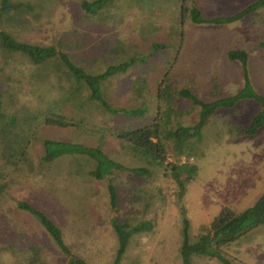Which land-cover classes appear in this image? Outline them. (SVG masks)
Segmentation results:
<instances>
[{"label": "rangeland", "instance_id": "rangeland-1", "mask_svg": "<svg viewBox=\"0 0 264 264\" xmlns=\"http://www.w3.org/2000/svg\"><path fill=\"white\" fill-rule=\"evenodd\" d=\"M81 1L13 0L32 8L3 15L0 28L22 41L55 45L90 72H101L132 55L140 57L127 71L104 83V90L114 107L143 106L145 114L140 117L107 111L100 102L90 100L89 90L72 76L51 71L58 61L47 65L52 73L42 79L36 77L42 67L32 64L26 55L0 50V61H6L0 62L2 111L11 130L9 137H0V264H30L32 247L39 249L43 264H70L68 255L40 222L18 207V200L46 212L62 228L72 254L88 264H112L118 247L113 217L131 227L152 224L132 234L121 264H182V206L189 220V237L194 241L223 207L241 212L264 191V124L254 135L237 137L239 128L249 125L262 105L247 99L234 108L218 109L202 130L197 146L193 145V156H167L169 162L187 161L198 168L182 201L170 172L152 158L134 152L116 132L154 119L157 82L167 69L178 89H195L204 100L236 94L243 87L244 70L240 61L227 56L234 49L249 53L250 81L264 96V8L221 25L194 23L181 6H196L204 17L213 18L232 15L256 0H115L96 14L85 12ZM153 43L168 47L144 56L150 54ZM142 77L148 78L151 94L148 89L140 93L133 89V82ZM175 102L182 115H173V124L195 123L199 107L191 108L190 101L179 96ZM60 112L74 119L73 125L46 124V115ZM8 115L15 117L14 124H8ZM25 131L28 136L21 140L25 155L18 160L26 157L27 162L14 166L9 162L14 150L6 140ZM45 138L89 146L103 144L116 161L150 172L115 171L97 179L90 174L94 161L82 155H64L46 163L41 160ZM3 142L8 148H3ZM110 181L117 188L116 209L110 203ZM223 250L233 264H264V223ZM192 260L193 264H222L198 254Z\"/></svg>", "mask_w": 264, "mask_h": 264}, {"label": "trees", "instance_id": "trees-1", "mask_svg": "<svg viewBox=\"0 0 264 264\" xmlns=\"http://www.w3.org/2000/svg\"><path fill=\"white\" fill-rule=\"evenodd\" d=\"M114 1L115 0H83L81 1V7L87 13L96 14ZM181 7L184 14L188 12L190 19L194 23L209 22L222 25L238 21L247 15L264 8V0H256L232 15H222L213 18L204 17L201 10L196 6L187 8L185 7V4H183ZM22 8L31 9L32 7L29 5L26 6L23 3L13 2V0H1L0 19L3 15L11 11H22ZM167 47L168 45L166 43H153L150 54L144 56L148 57L157 53L156 51L159 49ZM0 50L6 54L18 52L26 55L32 64L36 65L38 68L42 67V70L38 71L36 77L42 79L48 78V72H53L54 74H69L78 84H81V86H84L89 90L87 97L90 100L100 102L109 112H122L126 115L140 117H143L145 114L146 108L143 106L136 108L114 107L108 101L104 90V83L111 78L116 77L118 74L127 71L128 67L140 59L138 56L132 55L126 60L110 64L101 72H90L84 67L77 65L68 53L61 51L55 45H40L19 40L12 32L5 28H0ZM144 56L141 57L143 62L145 60ZM227 56L231 60L240 61L244 70L243 87L236 94L231 96H220L211 100H204L199 96L195 89L192 90L190 87L178 89L172 80L173 76L171 75L170 69H167L157 82V91L155 94L157 105L154 119L151 121L144 120L143 123H139L136 126H127L116 132V136L123 143H126V145L134 152L152 158L156 161L155 163L164 167L166 173L170 172L171 176L179 185L180 190L178 192V199L180 201L183 200L188 182L196 177L198 168L191 163H187V161L184 163L169 162L167 156L169 154L174 158H178L182 155L193 156V154H191L193 145L197 144V141H199L202 136V130L210 122L218 109L234 108L243 100L254 99L261 103L262 109L252 118L249 125L245 128H239L237 136L254 135L264 124V96L254 89L250 81L248 73L249 53L244 49H234L228 51ZM55 61H58V63L56 62L57 64H54L55 66L52 65V72L48 71L47 65L54 63ZM0 62L3 64L6 61L3 59ZM0 66V71L3 72V66ZM62 67H65L67 70L62 69ZM148 85V78L142 77L133 82V89L138 93L148 89V94H151ZM58 88L61 89L59 86ZM2 96L3 94L0 90V122L2 124L0 137H9L8 133L11 132V130L4 122V120H7V115L2 111ZM177 96L189 100L191 108H196V106L199 107L198 117L195 123L191 125H183L177 121L176 124H173V115H182V111L178 112L176 109L175 101ZM162 106H164L163 110ZM8 116L10 117V119H8V124H14L15 117L12 115ZM67 117L61 112L49 117L46 115L45 122L49 126L73 125L74 119L68 117L71 121L70 122ZM24 136H28V131H25V134L22 136L15 133V136L8 139L9 141L5 138L9 147L14 150V152H10L9 154L12 156L9 162L14 164V166L15 164L17 165V163H21V166H24L23 161L26 160V157L23 158V160H18L19 156L21 157V155H25V153H22L24 152V148L21 147V143H24L21 141ZM7 144L3 142V148H8ZM43 148L44 151L41 155V160L46 163L54 162L64 155H82L90 158L95 163L90 174L97 179H105L107 176L114 174L115 171L130 170L139 175L148 174L150 172L149 169L145 167L130 168L121 162L116 161L105 152L103 144L89 146L79 142L45 138L43 140ZM172 149L174 152H172ZM14 153H16L15 156ZM25 162H27V160ZM31 166L33 167L34 165L31 164ZM108 191L111 206L116 209L118 193L117 188L112 181L108 183ZM17 205L20 209L28 211V213L32 214L40 222L49 233V236H51L61 250L68 255L70 264H88L84 259L78 258L72 254L71 248L64 241L62 228L50 216H48L46 212L25 200H18ZM181 211L184 215V239L180 248L182 264H193L192 257L194 254L215 258L222 264H233L223 248L228 247L240 236L258 224L264 223V191L252 206L241 212H236L230 207H223L221 212L214 218L209 226L201 228V231L194 241H191V238L189 237V220L186 216V209L184 206L181 207ZM112 219L113 230L118 236V247L112 264H121L132 234L139 232L146 227L149 228L152 224L150 222H144L131 227L127 221L119 222L116 217H113ZM38 250L37 247H32L33 254L29 260L30 264H43L39 258L40 253Z\"/></svg>", "mask_w": 264, "mask_h": 264}, {"label": "crops", "instance_id": "crops-1", "mask_svg": "<svg viewBox=\"0 0 264 264\" xmlns=\"http://www.w3.org/2000/svg\"><path fill=\"white\" fill-rule=\"evenodd\" d=\"M242 136V135H241ZM238 137V136H237Z\"/></svg>", "mask_w": 264, "mask_h": 264}]
</instances>
